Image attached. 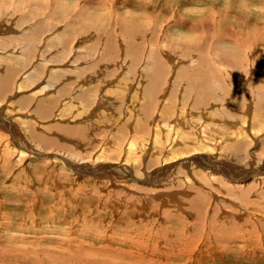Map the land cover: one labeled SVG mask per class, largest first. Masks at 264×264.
<instances>
[{"label": "rangeland", "instance_id": "374dc122", "mask_svg": "<svg viewBox=\"0 0 264 264\" xmlns=\"http://www.w3.org/2000/svg\"><path fill=\"white\" fill-rule=\"evenodd\" d=\"M38 1L39 0H0V30L3 28V31L2 30L0 31V56H1L0 57V67L4 68L7 65L10 66V65L14 64L17 66L24 65V68H25L26 64L31 65V61L33 60L34 55H38L39 58H41V60L44 61V62L40 61V62L36 63V65L39 64L40 71H39V73H37L36 71L34 72V70H32L30 73L31 78H29V77L26 78L23 76L20 79L19 76H17L19 78H16V75H15L14 78L12 76L13 79L22 80V82L26 84L25 85L26 87L27 86L31 87L35 83L34 86L36 89L37 85H39L38 84L39 82H40V85L43 83V81L38 82V80H40L41 78L42 79L45 78V80L49 84L52 83L53 80L49 77L51 75L50 73L52 71H53L52 74H54V71L57 72V70L59 68H61V69H64V72H71L73 69L70 67H73V68L79 67V68H82V70H83L82 71L83 73L81 76H79V78L81 80H85V81L84 82H77L78 79L76 78V82L78 84L80 83L81 85L85 84L86 86H88V84L85 82H88L90 80H96L97 79L96 77L98 75L96 76L95 74L100 73V71H103L102 70L103 66L109 65L108 68L110 70H115V67H114V66H116L115 63L118 62L119 64L120 63L122 64L121 67H123V69H122V70H124L123 73H126V78L128 77L127 80L130 79V81L128 80V82L130 84L131 83L135 84L136 79H133L132 72H134L135 70L137 71L139 66L143 67L144 65L146 66L145 67L146 69H148V68L150 69L152 65H151V61L148 60V58L150 57L151 53L154 51H159V55H160V58H161L163 64L166 62L164 64V67L165 66H171L174 63H175V65H177L178 63H182V62H183L182 64H184L185 66L188 67V65H190V63H191L190 59H193V58H197L198 61L200 59L199 62L195 61L196 62L195 64L199 63L202 66L203 65V64H201V63H203L202 59H204L205 64L209 65L210 62L208 63V61L211 60L212 64L210 66L213 67V69L215 71L217 70V72H220L218 79H220L222 81L221 84H223V85L221 88L222 90L220 89L221 91L220 90L216 91V96L219 98L216 101L217 103H215L216 106H218L216 113H215V111H214L215 109H214L213 110L214 113H212L210 115L203 114L204 116L202 115V118L199 117L200 119L196 118V117L193 118V120L195 119L194 121L196 122L197 126L199 127L198 131L199 132L202 131L201 135L205 136L204 138L199 139L198 140L199 142L197 141V143H195V146L198 144L201 147L199 149V152H205V153H202V154H205V156L208 153V150L211 149L212 152H214V153L220 152L221 156L223 153H226V156L229 157L230 155L233 156L229 152V149H231V144L237 138H239V140L243 142V143L241 142V148H242L241 150L242 151H244V150L250 151L252 148L255 152L256 151L255 146H256V149L258 150L256 152L258 154L264 155V154H262V151L264 153V141H262V140H264L263 139L264 138V121H263L264 120V113H263L264 109L261 110V107L257 108L256 105L253 106L255 101H256V97H254V95H252L250 93L252 91L254 94L253 90H255V89H253V88L256 85L254 80L259 81L258 79H263V84H264V52H263L264 51V38L258 39V38L253 36V35H256L257 33L258 34L259 33L264 34V23H263L264 22V0H230V1H227V0H206V1L205 0H195V1L194 0H191V1L187 0L188 2H186L185 0H55V3H53L54 5L50 3L51 2L50 0H40L39 4H38ZM199 2H200V4H199ZM49 4L51 6L52 5L53 6L51 7ZM84 4H86V5H84ZM188 4H190V5H188ZM176 5H178V6H176ZM56 7H58L59 10L57 8V10H56L57 12L55 14L52 11V8H56ZM201 7H202V10H201ZM32 8L35 9V11L32 10ZM41 8L42 9L44 8V9L41 10ZM46 9H48V10H46ZM49 9L51 12L49 11ZM101 9H103V10H101ZM29 10H30V12H29ZM20 11H21V13H20ZM22 11H24V12H22ZM128 11H129V13H128ZM97 12H98V15H100L99 17H101V20H102L101 23H99L100 21L98 18L96 20H94V18H93V16L95 17L94 13H96V16H97ZM106 12H107V14H106ZM22 13L25 14V17H23L24 15ZM45 13H46V15H44ZM176 13H177V15H176ZM2 14H4L2 17L5 19H3L1 17ZM53 14H55V15H53ZM127 14L136 15V16H134L136 19L139 17L145 26V31H147L146 35L143 34V36L145 38L142 36V34H141V36L139 35L136 38L140 42L144 41V42H142L143 48L141 49V53H140L138 59H136L137 53L135 52V50L131 49L132 52L131 51L128 52L126 49V46H124L125 45V38H124L122 32H120V28H119V25L117 23V20L121 19L123 16H126ZM162 14L166 15V16L164 17ZM48 15H50V16L53 15L52 17L49 16L51 18V20L48 17ZM104 15H105V17H107V19H106L107 21L103 20L105 18ZM106 15H108V16H106ZM150 15H151V17H150ZM38 16H39V18H37ZM84 16L87 19H85ZM200 16H203V17H200ZM78 17H80V19H78ZM153 17L155 19H153ZM158 17H160V18H158ZM56 18H57V20H56ZM151 18L153 19V21ZM179 18H180V20H179ZM197 18H198V20H197ZM29 19H30L29 22L31 24H29L30 27L27 28V29H29L28 33H26V35H25L27 37L24 38L25 36L23 35L21 37V39L19 40V43L14 44L15 39L11 36L19 34V32H20L19 28H22V26H19L20 24H17V23L23 22V25H27L29 22L26 20H29ZM186 19L189 20V22ZM48 20L50 22H48ZM86 20H88L89 22L88 21L86 22ZM243 20H245V21L243 22ZM40 21H42V22H40ZM57 21H59V22H57ZM113 21H114V23H113ZM150 21L153 25L150 23ZM33 22H34V24H35V22L43 23L40 26V28L41 27L42 28L41 29L39 28L36 30L34 28ZM46 22H48L49 24H47ZM55 22H56V24H55ZM147 22H148V24H147ZM61 23H62V25H61ZM91 23H92V25H91ZM97 23H99V24H97ZM177 23H180V24L184 23L182 25L183 26L186 25L187 27H188V25H189V27H191L192 25L194 27L197 26L198 33L201 37L200 45L198 46L196 42H192L193 44L189 43L185 38H180V37L177 38L176 36L178 33H185V34L187 33V36L192 34L191 30L189 31L185 27L182 28ZM53 24H54V26H53ZM59 24L61 25V27H64V28L67 26L66 27V29H67L66 34L69 32L67 34V38H68L67 42H65V40L63 41L62 38H60V40L59 39L57 40V35L59 34V32L62 31V30H57L60 27ZM94 25H95V28H93ZM35 26H37V25H35ZM55 26H57V28ZM201 26H204V28ZM149 27H150V29H149ZM151 27L152 28L154 27L153 29L156 28L155 31L152 30ZM163 27L164 28L167 27L166 31L162 32L161 37H155V35H157V34H154V32H157L159 30L158 28L164 29ZM99 28H101V29H99ZM208 28L210 30H208ZM87 29H88V31H87ZM192 29H193V27H192ZM171 30H173V31H171ZM174 30H176L177 32ZM80 31H81V33H80ZM203 31H204V33H203ZM90 32H91V35H90ZM107 32H109V33H107ZM110 32H111V34H110ZM150 32H151L152 36H149ZM105 33H107L108 35ZM112 33H113V36H112ZM68 35H69V37H68ZM237 35H239V36H237ZM246 35H248V36H246ZM146 36L149 38L147 39ZM5 37H7V38H5ZM250 37H252V38H250ZM161 39H163L164 41ZM6 40H8V41H6ZM155 40L158 42H160V41L161 42L154 45ZM59 41H62V43L61 42L59 43ZM115 41L118 43H115ZM145 41H147V42L152 41L154 46H152V47L149 45L147 46V42H145ZM9 43H11L12 46L8 45ZM30 43H32V44L30 45ZM35 43H37V44H35ZM63 43L65 44L64 47H63ZM213 43H215V44H213ZM253 43H256L254 48L250 46V44H253ZM160 44L162 47L160 46ZM176 44H177V46H176ZM116 45H117V48H115ZM119 45H120V47H119ZM144 45H146V48ZM214 45H216V46H214ZM218 45L220 46L219 49H218ZM222 45L223 46L228 45L227 47H229L230 53L232 52V54L234 56L233 55L228 56L225 52H223ZM7 46H9V47H7ZM166 46H167V48H166ZM240 47H242L243 50H245V48H246V50L243 51L242 48H240ZM177 48H179V49H177ZM255 48H257V49H255ZM5 49H7V50H5ZM121 49H123V50H121ZM4 50L6 51L7 55L5 54ZM15 50H16V52H15ZM207 50H208V52H207ZM8 52H9V54L11 53L10 54L11 56L8 55ZM220 52L223 53L224 55L226 54V56H228V59H227V57L221 56ZM237 52L239 53L238 56H236ZM19 53H20V56H19ZM132 53H134V54H132ZM190 54H192V55H190ZM211 54L213 56H211ZM23 55H24V57H23ZM74 55H75V57L77 55L78 56L76 57V59H74V62H73V58H75V57H73ZM16 56L18 59H16ZM38 56H36V57H38ZM123 56H124V58L122 59ZM126 56H128V57H126ZM212 57H213V59L215 58V60L211 59ZM231 57H233V59ZM125 58H126V60H125ZM127 58H128V60H127ZM134 58H135V60L133 61ZM237 58H238V60L239 59L240 60L236 61ZM46 59H48V60H46ZM56 59L58 61H56ZM230 59H232V60H230ZM1 60L4 62H2ZM21 60H24V61H21ZM38 60H40V59H38ZM83 60L85 63L83 62L84 64H82V63L79 64V62H81ZM89 60L93 61L92 64H90V63L87 64ZM94 60L96 61L95 65H94ZM167 60H169V61H167ZM255 60L257 61V63ZM212 61H214V62H212ZM53 62L58 63V64L52 65ZM225 62H227V63H225ZM40 63H41V66H43L42 70H41ZM64 64H67V65L64 66ZM213 64H215V65H213ZM228 64L230 65V68H229ZM234 64H236V65H234ZM252 64H254V65H252ZM32 65H35V64H32ZM91 65L95 66L96 68H93ZM124 65H125V67H124ZM261 65H263V66H261ZM244 66L247 68H245ZM130 68L131 69L135 68V69H132L133 70L132 71ZM240 68H241V70H240ZM219 69L222 71H219ZM237 69H239V70H237ZM43 70H45V71H43ZM126 70H129L130 73L127 74ZM150 70H153V68ZM76 71L77 70L74 69V72H76ZM114 72L116 73V71H113V73H111L110 76L114 75L113 77L118 79L117 76H119L120 74H118L116 76ZM48 73H49V76H48ZM221 74H223V75H221ZM254 74H255V76H254ZM167 75H170V73ZM220 75L222 77H220ZM112 76L110 78H112ZM252 78H253V81H252ZM145 80L149 82V80H147V79H145ZM140 81L143 83V80H140ZM140 81L138 82L139 84L137 83L138 84L137 85L138 86L137 87L138 92H139V90L142 89L140 87L141 86ZM168 81H169V79H168ZM164 82H165V78H162L160 85H158L156 87V89H157V93L155 94L156 98L161 94V93L159 94L158 91L160 88H162V86L164 85ZM249 82H251V83H249ZM13 83H15V82H13ZM117 84L118 83H116L115 86ZM123 84L124 83L122 82L121 86ZM167 85H168V83H167ZM115 86L112 84L111 89H110L111 90L110 93H113V92H115V93L110 95L111 100H110L109 107L108 108L104 107L105 106L104 103H108V101L104 100V103L102 102V104L100 105L101 108H98V110L100 109V111L97 110L96 112H94V111L91 112L90 110H91L92 104L90 106V104H86V103L83 104V102H78L77 100H75V101L71 100L72 102L71 101L67 102L66 100H64L63 103H62V101L59 100L60 104L54 103L53 104L54 106L53 105H47L46 107H47L48 111L46 113V117L42 118V119L38 117L37 121L34 124V128L32 130H34L37 133H41V134L47 136L48 138H51L53 141L49 142L46 138H44V141H47V142L46 143L42 142V141L36 142V145H35L36 148L34 150L38 151V152H42V153H44V152H52V153H50V154L47 153L48 155L47 154L42 155V153H41V155L33 154V157H32L31 153L30 154L27 153L26 154L27 156L25 155L22 158H20V156L17 154H15V156L11 155V160L9 161V165L4 172L5 176L2 175V172L0 170V257H1V253H7V254L11 255V256H8L7 258H4V259L1 257L0 258V264H19L18 257H21V256H26L30 260L32 259L33 261L30 264H98V262L103 260V259H104L103 261L109 260V258H111V257H109V253H110V256H112V255L115 256V255L121 254L122 252H123V255L128 254V255H132V256H135V255L138 256L137 250H134V252L131 251V248L132 249L136 248V246H135L136 244H134V246H132L133 245L132 242H128L129 245L126 246V244H125V246H124V245H122V243H118V239L120 240L121 237L124 238V237L128 236L129 232H131V227H133V226L138 227L141 230L142 238L139 237V239H141V243L144 244L143 249H148V246H147V244H149V243H147L148 239L150 240L153 237L152 242L155 243V241L157 239L155 230L159 229L160 233L158 231H156L160 235V239H159L160 241H158V244L160 245L159 246L160 247V253L159 252L157 253V257L161 261V263H159V264H264V214L261 212L262 202H264V198L262 197L264 194V189H263L264 188V182H263L264 177L262 178L263 181L262 180L260 181L258 179H254V181L249 180L250 182L248 181L247 186L243 185L244 186L243 188L249 189V193H246L247 194L246 200H244L243 203H239L235 199H233L232 195H230L229 197H224V195H226L225 190L222 189L221 187H217L216 182L214 180H212L211 189H208L206 187L201 188L199 185H197L198 184L197 176H199V177L201 176V177H205V178L209 179L210 178L209 176H211L212 173H208V174L204 173L203 164H202L203 162L199 161L198 158H196L198 156V155H196V153H193L194 156L192 154L190 156L188 155V157L187 156L184 157L183 160H182V158H180L181 160L177 159V161H181V164H178L179 162H176L175 164L177 166L174 167L175 170L171 171L172 174L174 175L175 171L180 170L181 171L180 175H183V177L184 176L190 177L189 181L185 182L184 178L181 181L182 183L181 182L176 183V181L175 182L166 181L169 178H171V176H173L170 172L169 173L170 176L168 175L169 176L168 178L166 177V179L161 180V181H153L151 183V185H147L153 189V190H149L148 191L149 193H147V190H144V191L141 190L143 188H141V189L138 188L137 184L135 185V189H134L136 177L137 178L141 177L145 180H148V179L151 180L150 177L148 179H146L147 177L145 175H147V174H145V172L149 170L148 171L149 173H153L155 170L159 169V167H157V168H154L152 166H150V168L145 167V169H143L141 172L139 171L138 174H136L135 171L130 172V173H126L127 170H125L120 164H118V166L112 168V164H117V161L119 163L121 161L123 162V160H122L123 155L119 152L120 143L118 145L115 142H113V143H115L114 145L112 143L111 145L105 146L107 149L102 150V152L99 153V151H101V150L99 149L100 143H98V140L100 138H102L101 136H105V138L106 139L108 138L110 141L112 136H113L111 133H113V132L118 133V137H121V132L123 130H126V127L128 125H129V128H131L132 125L134 124L133 123L134 120L135 119L139 120L142 116H144L146 118L145 119L146 121L148 120L149 124H150V121L154 117H158V118H160V120L162 122H166V120L162 119L163 117L161 116V114H158V113H160V109H161L160 107L162 106V104L165 103L166 99H165V101H163L161 99V102H159L160 104L158 107H155L154 106L155 103L153 102L149 106L151 109L149 108L147 113H143V111H141V109H140L144 103V101L142 99H140L139 97L136 98V96L131 98V99H128L127 96L129 95V93H127L126 97L125 96H117V93H116L117 91L122 92L121 90H123V91H127V90H124L123 87H121V86H118L117 88ZM243 86H244V88H243ZM142 87H143V85H142ZM225 88L228 90L231 89L229 91L232 93H230ZM263 88H264V86H263ZM15 89L16 88H14V86H12V88H10L9 91L5 92L7 96H13L14 97V98H12V101L17 99L18 96L16 94L20 93V92L19 93L15 92L14 94H11ZM170 89H171V86H170ZM171 90H168L167 94L166 93L164 95L162 94L161 97L167 98L168 94H170ZM26 91L32 92V90H26ZM176 91H177V93L178 92L179 93L177 94L175 92V100L176 101H175V104L173 105L174 108L171 107V109H179L181 112V109L185 108V107H181V105L179 106L178 99H179V97L185 96L184 88L182 86H179V89L177 87ZM47 92H50V90H48ZM124 93L126 95V92H124ZM114 94H115V99L113 98ZM38 95L41 97L36 95V96H33V98H30L32 100V102L29 103V108H31L34 105L33 103H36V101H39L37 99H42L43 97H44V99H46V98H51V96H53V94H51V96H50L49 93L47 95H45V94L41 95L38 93ZM67 95L68 94H65L64 96H67ZM1 96H3V95H0V100L3 101V102L0 101V112H1V114L3 116H5V114L11 115L14 112V111H11L10 108H8V106H9L8 103L11 100L9 101L8 100L9 98L5 95H4V98L3 97L1 98ZM64 96H62V97H64ZM231 96H233V97L231 98ZM238 96L240 97V100H241L240 103L235 102L237 100ZM253 97L255 98V101H254ZM156 98H155V100L157 101ZM61 100H63V99H61ZM180 100H181V98H180ZM112 101L114 102L115 105L112 103ZM73 102H74V104H73ZM92 102L93 101L90 100V103H92ZM249 102H251V103H249ZM125 103H126V105H124ZM139 103H141V106L139 105ZM184 103H187V102L185 101ZM244 103H245V105H244ZM21 104H22V107L24 108L25 106H23V102ZM215 104H210V105H208V107L212 108V106H215ZM221 104H223V105H221ZM229 104H230V110H228L227 114H225V112L223 110L225 108L227 109V106H229ZM71 105H73V106H71ZM84 105H86V106H84ZM119 106L121 107V109L119 108ZM138 106H140V107H138ZM219 106H220V109L222 110L221 111L222 114L219 111ZM110 107H112L114 110L113 115H110V112H111V111H109ZM125 107H127L128 110ZM27 108L22 109V110H26V111L17 110L16 114L22 113L21 115H23V114L26 115L27 111L29 110ZM122 108H124V109L122 110ZM157 108L159 110H157ZM254 108L255 109L257 108V110H256L257 113L255 112L257 114V116H254V111H255ZM163 109H165V108H163ZM120 110H121V114L118 113V112H120ZM56 111H58V112H56ZM124 111H125L126 115L124 114ZM8 112H10V114H8ZM259 112H261V113H259ZM93 113H94V115H93ZM186 113L188 116L189 115L188 112H186ZM124 115L125 116L128 115L127 116L128 119H125ZM136 115H137V117H136ZM193 115H195V114H193V113L190 114V116H193ZM81 116L82 117L84 116L85 118L83 117L80 120V122H76V118H79ZM177 116L182 117V112L180 114L179 113L174 114L173 117H177ZM217 116H219V119H217ZM245 116H247V117H245ZM89 118L92 119V121H94L92 126H90L91 124L89 123V121H87V119H89ZM18 119H20V118H18ZM63 119L72 120V121L68 122V121H65ZM224 119L232 120V121H229V122H231L230 124L227 123V121H225L223 123ZM39 120H40V123H39ZM57 120H60V121L58 122ZM126 120H127V122L123 123V121H126ZM33 121H35V120H33ZM59 123H62L61 124L62 127L64 125H71V127H73V129H77V126H81V125L83 127H87V129H89V132H88L89 136H91L92 139L94 140V144L91 142L90 144H87L84 146H77L76 143L69 142L65 138L63 139V136L61 134H59L57 129L54 128L55 126L53 127V124H59ZM128 123H131V124H128ZM154 123H156V120H153V124ZM242 123H244V124H242ZM123 124H126V125H123ZM102 125L105 128H103ZM186 125H187V119L184 120V126L187 127ZM219 125H221V126H219ZM222 125L223 126L226 125V126L222 127ZM231 125H233V126H231ZM121 126H123V127H121ZM42 127H44V128H42ZM108 127H110V128H108ZM113 129L115 131H113ZM190 131H193V129L191 128ZM13 132L14 131H12V130H11V133L9 132L11 134V136H13ZM226 132L228 135H226ZM243 132L245 134H243ZM251 132L254 133L255 135L252 134ZM219 133H221V134H219ZM224 133H225V135H224ZM230 133H231V138L232 137L234 138V140H232L233 142L229 141L228 138H226L228 136L230 137ZM218 134L221 136H219ZM238 134H239V137H238ZM215 135L218 137H216ZM223 135H224V139H223ZM16 136L17 137L19 136L21 138V136L18 135V133L16 134ZM16 136H14V137H16ZM145 136L147 137L148 134H146ZM145 136L141 138L142 141L145 139ZM2 138L3 137H1V135H0V139H1L0 145L1 146H3ZM137 140L139 141V138ZM169 141H171V139H169ZM172 141H173V138H172ZM206 141L209 142V144ZM245 142H246V144H245ZM124 143L121 144L122 147H124ZM148 143H150V140L148 141ZM174 143H176V142H174ZM203 143H205V145H202ZM220 144H221V146H220ZM179 145L180 144H177V146H179ZM44 146L46 149L44 148ZM50 146H51V148H49ZM61 146L64 148H62ZM109 146H111L112 150L111 149L108 150ZM147 146H148V144H146L145 148ZM190 147L191 146H188V148H190ZM217 147H219V149ZM245 147L247 150L245 149ZM69 149H71L72 151L71 150L69 151ZM77 149H79V150H77ZM44 150H46V151H44ZM139 151H141L140 148H139ZM209 152H211V151H209ZM56 153H60L62 155V156H60L61 158L59 156H58L59 157L58 158L55 155ZM78 153H80V154H78ZM103 153H105L104 154L105 156L110 157L108 161L103 160L104 159L103 157H105L104 155L101 156ZM139 153L140 152H138V154L136 153L137 157L142 156V158H144V157L147 158L146 154H144L145 155L144 156V155H141ZM73 154H75V155H73ZM63 155L65 156V158L63 157ZM243 155H244V152H243ZM16 156H18V157H16ZM93 158H95L96 160ZM189 159L192 162V164L189 161ZM260 159H261V157L259 158V160ZM59 160H60V162H59ZM81 160H85V163H83L85 165L83 167H79L75 164ZM101 160H103V161H101ZM111 160H114L116 163H113V161H111ZM108 162H110V164ZM244 162H246V160ZM65 163H68L70 165L74 163V165H76V167H75L76 170H73V168L72 169L69 168L68 166H66ZM183 163H185V164H183ZM110 165H111V168H110ZM0 166H1V164H0ZM71 166L74 167L73 165H71ZM190 166H191V168H190ZM87 167H88V169H87ZM140 167H141V165H140ZM4 168L5 167H3V169ZM146 168L148 170H146ZM153 168H154V170H153ZM195 170H198L201 173H203V176L202 175H194ZM78 171H79V173H78ZM188 172L192 173V176H189ZM77 173H78V175H77ZM161 173L155 174V178L159 177L161 175ZM18 174H19V176H18ZM240 174H241V172H240ZM31 175H33V176H31ZM15 176L17 178H19L21 176L19 178L20 180H18L17 178H13ZM114 178H116V179H114ZM120 178L122 181L120 180ZM153 178H154V176H153ZM205 178H203V179H205ZM102 179H103V181H102ZM24 180L26 181L25 183H24ZM104 180H105V182H104ZM199 180H202V178ZM17 181L21 182V184L18 187V189L16 190L15 188H16L17 183H18ZM115 181L118 183V185L116 184ZM82 184L83 185L86 184V185L83 186ZM99 184L101 186H99ZM67 185L69 187H67ZM77 185H79L81 187V189ZM124 185H125V187H123ZM175 185L177 187H179V189H176L177 187ZM63 187H65V188H63ZM76 188H77V190H76ZM217 188H219L221 191H223V192L220 191L222 194H220L218 192ZM46 189L48 191H46ZM86 189L90 192H86L87 191ZM127 189H129L130 193H128L129 191ZM181 189L182 190L187 189L189 193L186 195L182 194ZM157 191H158V193H157ZM197 191H199L201 193L202 199L198 202H201L202 208H200L199 211L196 209L195 210L202 213V214L196 212L194 209L191 210V208H189L188 204H184L185 202L186 203L188 202L189 198L192 195L195 194L192 192H197ZM250 191L252 193H250ZM77 192H78V194H77ZM122 192H123V194L124 193L125 194L123 195ZM132 192H133V194H132ZM80 193H81V196H80ZM97 193H99V194H97ZM174 193L179 194V198L177 200H175L173 198H171V199L170 198H164L162 196V194H167L168 196H172V195H174ZM58 194H60V195H58ZM45 195L48 197H46ZM77 195L80 196V200H78L77 203L75 204V199L79 198ZM92 195L94 198L92 197ZM109 195H110V197H109ZM128 195H129V198H128ZM54 196H56V197H54ZM75 196H76V198H75ZM71 197H73L72 201H70V199H69ZM114 197H115V200L112 201V198H114ZM159 197H160V199H159ZM98 198H101V199H98ZM125 198H127L128 200ZM155 198H156V200H155ZM250 199L254 200L252 204H251V202L249 203ZM108 201L110 202V204H108L109 203ZM114 201L117 203V205ZM174 201H176V202H174ZM181 201H182V203H181ZM156 202H157V204H156ZM245 202L248 204L246 205ZM178 203H179V205H178ZM205 203H207V204H205ZM80 204H81V207H80ZM129 204H130V206H129ZM133 205H135V207ZM123 206H126V207H123ZM165 208L167 211L164 210ZM129 209L131 210V212L132 211H134V212L131 213ZM135 209H137V210H135ZM140 209H141V211H140ZM201 209H203V210H201ZM248 210L250 211V213ZM263 210H264V208H263ZM118 211H119V213H118ZM123 211H124V213L125 212L126 213L124 214ZM165 212L171 213L172 216L170 214H165ZM79 213H80V215H79ZM102 213H103V215H102ZM130 214H133V215H130ZM139 214H140V216H139ZM117 215L121 216L120 217L121 219L119 218V220H118V217H115ZM167 215H170L169 216L170 218ZM80 216H81V218H80ZM100 216H101V218H100ZM85 217H86V219H84ZM88 217H89V219H88ZM236 217H238V218H236ZM99 218H100V220H99ZM102 218H103V220H102ZM150 218L151 219L153 218V220H151ZM155 219L157 220V222ZM165 219H167V220L169 219V220L167 221ZM77 220H78V222H77ZM136 220H137L138 224L136 223ZM160 220H161V222H160ZM165 221L170 222V223H167ZM80 222H81V224H80ZM118 222H120V223H118ZM143 223L146 225L142 226V225H144ZM124 224H126V225L124 226ZM134 224L137 226H135ZM201 225H203V226H201ZM113 226L118 227V228H115ZM152 226H153V231H152V235H151V233L149 231H150ZM186 226H187V228H186ZM171 228L172 229L174 228L175 234L178 231H181L185 236H189V234H191L189 237V242H187L190 245L183 246L179 252H175L174 254H173V252L175 251L176 246H171V245L168 246L164 237H161V235L164 232H166L165 234L173 235V230H170ZM218 229L222 230V231L218 232L219 233L218 237H216L215 234H211V236L209 235L211 233V230L216 232V231H218ZM85 230H86V232H85ZM127 230H128V232H127ZM223 232H226L228 234L227 237L225 235L226 233H223ZM120 234H122V235H120ZM45 235H46V237H45ZM149 235H151V236L149 237ZM16 238H18V239H16ZM46 238H48V239H46ZM145 238L147 241L145 240ZM217 238L221 239V240L218 241ZM8 239H10V240H8ZM178 239L182 240V238H180V237ZM7 241H9V242H7ZM18 241H20V242H18ZM22 241H23V243H22ZM77 241L79 243H77ZM20 243H22V244L20 245ZM130 246H132V247H130ZM127 248H129L130 250ZM57 249L59 250V254L55 253V251ZM121 249L123 251H121ZM163 250L165 252H163ZM25 251H26V253H25ZM36 251H37V253H36ZM107 251H108V253H107ZM118 252H121V253H118ZM41 257H42V259H41ZM148 257H150V256L148 255ZM127 258H130V257H127ZM8 259H10L12 261L8 262Z\"/></svg>", "mask_w": 264, "mask_h": 264}, {"label": "bare ground", "instance_id": "6f19581e", "mask_svg": "<svg viewBox=\"0 0 264 264\" xmlns=\"http://www.w3.org/2000/svg\"><path fill=\"white\" fill-rule=\"evenodd\" d=\"M40 1V0H39ZM38 1V4L40 3ZM51 2V4H53V3H55V0H50ZM186 2H188L187 0H185ZM191 1V0H190ZM195 1V0H194ZM193 1V2H194ZM206 1V0H205ZM227 1H230V0H227ZM33 2V1H32ZM64 2V1H63ZM82 2V1H81ZM91 2V1H90ZM116 2V1H115ZM4 3V2H3ZM8 3V2H7ZM10 3V2H9ZM37 3V2H36ZM35 3V4H36ZM42 3V2H41ZM57 3V2H56ZM84 3V2H83ZM87 3V2H86ZM204 3V2H203ZM26 4V3H25ZM123 4V3H122ZM126 4V3H125ZM199 4H200V2H199ZM13 5V4H12ZM11 5V6H12ZM23 5V4H22ZM50 5V4H49ZM54 5V4H53ZM52 5V6H53ZM61 5V4H60ZM84 5H86V4H84ZM188 5H190V4H188ZM31 6V5H30ZM51 6V5H50ZM51 6V7H52ZM100 6V5H99ZM123 6V5H122ZM125 6V5H124ZM139 6V5H138ZM176 6H178V5H176ZM183 6V5H182ZM186 6V5H185ZM25 7V6H24ZM48 7V6H47ZM203 7V6H202ZM202 7H201V10H202ZM9 8V7H8ZM49 8V7H48ZM57 8L58 7H56V8H52V11L56 14V10H57ZM89 8V7H88ZM231 8V7H230ZM10 9V8H9ZM23 9V8H22ZM44 9V8H43ZM42 8H41V10H43ZM51 9V8H50ZM50 9H49V11H50ZM125 9V8H124ZM167 9V8H166ZM207 9V8H206ZM232 9V8H231ZM236 9V8H235ZM239 9V8H238ZM7 10V9H6ZM21 10V9H20ZM32 10H34L35 11V9H33L32 8ZM46 10H48V9H46ZM58 10H59V8H58ZM101 10H103V9H101ZM126 10V9H125ZM124 10V11H125ZM165 10V9H164ZM193 10V9H192ZM205 10V9H204ZM203 10V11H204ZM237 10V9H236ZM240 10V9H239ZM242 10V9H241ZM168 11V10H167ZM175 11V10H174ZM212 11V10H211ZM22 12H24V11H22ZM29 12H30V10H29ZM51 12V11H50ZM52 12V13H53ZM62 12V11H61ZM84 12V11H83ZM163 12V11H162ZM170 12V11H169ZM184 12V11H183ZM192 12V11H191ZM208 12V11H207ZM11 13V12H10ZM20 13H21V11H20ZM33 13V12H32ZM51 13V14H52ZM86 13V12H85ZM84 13V14H85ZM113 13V12H112ZM115 13V12H114ZM128 13H129V11H128ZM138 13V12H137ZM161 13V12H160ZM185 13V12H184ZM23 14V13H22ZM28 14V13H27ZM26 14V15H27ZM31 14V13H30ZM49 14V13H48ZM55 14H53V15H55ZM81 14V13H80ZM95 14V17L93 16V18H94V20H96L97 18L99 19V23H101V17H99L100 15H98V12H97V16H96V13H94ZM106 14H107V12H106ZM145 14V13H144ZM201 14V13H200ZM204 14V13H203ZM4 14H2L1 15V17L3 16ZM24 16L23 17H25V14H23ZM33 15V14H32ZM44 15H46V13L44 14ZM52 15V16H53ZM112 15V14H111ZM146 15V14H145ZM149 15V14H148ZM163 15V14H162ZM171 15V14H170ZM173 15V14H172ZM176 15H177V13H176ZM179 15V14H178ZM186 15V14H185ZM194 15V14H193ZM198 15V14H197ZM8 16V15H7ZM30 16V15H29ZM41 16V15H40ZM50 15H48V17H49ZM52 16H50V17H52ZM106 16H108V15H106ZM134 16H136V15H130V14H127L126 16H123L121 19H119V20H117V23H118V25H119V28H120V32H122V34H123V36H124V38H125V45L124 46H126V49H127V51L128 52H130L131 51V49H133V50H135V52L137 53V56H136V59H138V57H139V55H140V53H141V49L143 48L142 47V42H144V41H142V42H140V41H138L136 38L140 35L141 36V34H142V36H143V34L144 35H146L147 34V31H145V26H144V24L142 23V20L138 17L137 19L134 17ZM164 17L166 16V15H163ZM162 16V17H163ZM207 16V15H206ZM213 16V15H212ZM243 16V15H242ZM5 17V16H4ZM45 17V16H44ZM49 17V18H50ZM104 17H105V15H104ZM112 17V16H111ZM148 17V16H147ZM150 17H151V15H150ZM172 17V16H171ZM182 17V16H181ZM198 17V16H197ZM200 17H203V16H200ZM3 18V17H2ZM37 18H39V16L37 17ZM48 18V19H49ZM84 18H85V16H84ZM109 18V17H108ZM113 18V17H112ZM149 18V17H148ZM158 18H160V17H158ZM196 18V17H195ZM194 18V19H195ZM199 18V17H198ZM198 18H197V20H198ZM207 18V17H206ZM3 19H5V18H3ZM21 19V18H20ZM19 19V20H20ZM44 19V18H43ZM53 19V18H52ZM59 19V18H58ZM78 19H80V17H78ZM85 19H87V18H85ZM107 19V17H105L103 20H106ZM152 19V18H151ZM153 19H155L154 17H153ZM153 19H152V21H153ZM45 20V19H44ZM50 20H51V18H50ZM56 20H57V18H56ZM60 20V19H59ZM65 20V19H64ZM170 20V19H169ZM178 20V19H177ZM179 20H180V18H179ZM183 20V19H182ZM187 20V19H186ZM214 20V19H213ZM16 21V20H15ZM21 21V20H20ZM26 21H30V19L29 20H26ZM34 21V20H33ZM39 21V20H38ZM43 21V20H42ZM42 21H40V22H42ZM88 20H86V22H87ZM107 21V20H106ZM159 21V20H158ZM188 22H189V20H187ZM196 21V20H195ZM200 21V20H199ZM203 21V20H202ZM208 21V20H207ZM245 20H243V22H244ZM45 22V21H44ZM48 22H50L49 20H48ZM48 22H46L47 24H49ZM57 22H59V21H57ZM63 22V21H62ZM89 22V21H88ZM93 22V21H92ZM110 22V21H109ZM170 22V21H169ZM183 22V21H182ZM248 22V21H247ZM22 23V24H21ZM54 23V22H53ZM99 23H97V24H99ZM107 23V22H106ZM113 23H114V21H113ZM150 23H151V21H150ZM211 23V22H210ZM230 23V22H229ZM264 23V22H263ZM262 23V24H263ZM17 24H20L19 26H22V28H19L20 30V32H19V34H17V35H12L11 37H13L14 39H15V43L14 44H17V43H19V40L21 39V37L24 35H26V33H28V30L29 29H27V28H29L30 26H29V24H31L30 22L27 24V25H23V22H18ZM33 24H34V22H33ZM43 23H39V22H35V24H34V28L37 30V29H39L40 28V26L42 25ZM55 24H56V22H55ZM147 24H148V22H147ZM152 24V23H151ZM178 25H180V27H185L187 30H191V32H192V34L191 35H189V36H187V33L185 34V33H178L177 34V38L178 37H180V38H185L189 43H192V42H196L197 43V45L199 46L200 45V43H201V37H200V35H199V33H198V30H197V26L196 27H194L193 25L191 26V27H189V25H188V27L185 25V26H183L182 24H184V23H182V24H180V23H177ZM215 24V23H214ZM232 24V23H231ZM241 24V23H240ZM4 25V24H3ZM13 25V24H12ZM35 25H37V26H35ZM60 25V24H59ZM61 25H62V23H61ZM61 25H60V27L57 29V30H62L61 32H59V34L57 35V40L59 39L60 40V38H62V40L64 41L65 40V42H67V34L69 33H67L66 34V27L64 28V27H61ZM87 25V24H86ZM90 25V24H89ZM88 25V26H89ZM91 25H92V23H91ZM153 25V24H152ZM233 25V24H232ZM252 25V24H251ZM260 25V24H259ZM18 26V25H17ZM47 26V25H46ZM53 26H54V24H53ZM156 26V25H155ZM221 26V25H220ZM2 27V26H1ZM15 27V26H14ZM56 28H57V26H55ZM113 27V26H112ZM172 27V26H171ZM192 27H193V29H192ZM201 27H203L204 28V26H201ZM42 28V27H41ZM40 28V29H41ZM44 28V27H43ZM93 28H95V25L93 26ZM152 28V27H151ZM154 28V27H153ZM152 28V30H154L155 31V29H153ZM164 28V27H163ZM177 28V27H176ZM254 28V27H253ZM99 29H101V28H99ZM149 29H150V27H149ZM159 30L157 31V32H154V34H157V35H155V37H161V35H162V32L163 31H166V29H167V27H165L164 29H162V28H158ZM162 29V30H161ZM2 31H3V28L1 29ZM0 30V31H1ZM18 30V29H17ZM34 30V29H33ZM178 30V29H177ZM186 30V31H187ZM208 30H210L209 28H208ZM254 30V29H253ZM259 30V29H258ZM84 31V30H83ZM87 31H88V29H87ZM112 31V30H111ZM171 31H173V30H171ZM174 31H176V30H174ZM185 31V30H184ZM194 31V32H193ZM201 31V30H200ZM205 31V30H204ZM204 31H203V33H204ZM218 31V30H217ZM15 32V31H14ZM73 32V31H72ZM177 32V31H176ZM183 32V31H182ZM213 32V31H212ZM243 32V31H242ZM80 33H81V31H80ZM79 33V34H80ZM87 33V32H86ZM107 33H109V32H107ZM107 33H105V34H107ZM165 33V32H164ZM56 34V33H55ZM110 34H111V32H110ZM153 34V35H154ZM90 35H91V32H90ZM108 35V34H107ZM165 35V34H164ZM171 35V34H170ZM169 35V36H170ZM112 36H113V33H112ZM149 36H152L151 35V32L149 33ZM229 36V35H228ZM237 36H239V35H237ZM246 36H248V35H246ZM254 37H256V38H258V39H263L264 38V34L263 33H257L256 35H253ZM4 37V36H3ZM27 36H25L24 38H26ZM68 37H69V35H68ZM122 37V36H121ZM144 37V36H143ZM147 37V36H146ZM205 37V36H204ZM203 37V38H204ZM209 37V36H208ZM5 38H7V37H5ZM4 38V39H5ZM23 38V39H24ZM75 38V37H74ZM111 38V37H110ZM145 38V37H144ZM149 37H147V39H148ZM175 38V37H174ZM250 38H252V37H250ZM2 39V38H1ZM11 39V38H10ZM9 39V40H10ZM29 39V38H28ZM37 39V38H36ZM102 39V38H101ZM115 39V38H114ZM123 39V38H122ZM225 39V38H224ZM241 39V38H240ZM150 40V39H149ZM153 40V39H152ZM161 40H163V39H161ZM179 40V39H178ZM205 40V39H204ZM6 41H8V40H6ZM108 41V40H107ZM164 41V40H163ZM182 41V40H181ZM212 41V40H211ZM217 41V40H216ZM249 41V40H248ZM5 42V41H4ZM32 42V41H31ZM62 43V41H59V43ZM79 42V41H78ZM90 42V41H89ZM122 42V41H121ZM145 42H147V41H145ZM161 42V41H160ZM160 42H158V41H156L155 40V43H154V45H156L157 43H160ZM187 42V43H188ZM203 42V41H202ZM209 42V41H208ZM221 42V41H220ZM225 42V41H224ZM230 42V41H229ZM255 42V41H254ZM6 43V42H5ZM39 43V42H38ZM56 43V42H55ZM96 43V42H95ZM109 43V42H108ZM115 43H118V42H116L115 41ZM165 43V42H164ZM32 43H30V45H31ZM35 44H37V43H35ZM101 44V43H100ZM121 44V43H120ZM145 44V43H144ZM185 44V43H184ZM193 44V43H192ZM213 44H215V43H213ZM224 44V43H223ZM226 44V43H225ZM255 44L256 43H253V44H250V46L251 47H255ZM3 45V44H2ZM7 45V44H6ZM8 45H10V46H12V44L11 43H9ZM154 46L153 45V42L151 41V42H147V46ZM180 45V44H179ZM191 45V44H190ZM235 45V44H234ZM233 45V46H234ZM5 46V45H4ZM21 46V45H20ZM40 46V45H39ZM38 46V47H39ZM65 46V44L63 43V47ZM145 46V48H146V45H144ZM160 46H161V44H160ZM165 46V45H164ZM175 46V45H174ZM176 46H177V44H176ZM214 46H216V45H214ZM228 46V45H227ZM227 46H223L222 45V49H223V52H225L228 56H232L233 54H232V52L230 53V49H229V47H227ZM246 46V45H245ZM7 47H9V46H7ZM30 47V46H29ZM28 47V48H29ZM84 47V46H83ZM109 47V46H108ZM119 47H120V45H119ZM162 47V46H161ZM202 47V46H201ZM207 47V46H206ZM219 45H218V49H219ZM232 47V46H231ZM235 47V46H234ZM247 47V46H246ZM4 48V47H3ZM44 48V47H43ZM85 48V47H84ZM115 48H117V45H116V47ZM149 48V47H148ZM166 48H167V46H166ZM185 48V47H184ZM188 48V47H187ZM199 48V47H198ZM237 48V47H236ZM240 48H242V47H240ZM248 48V47H247ZM26 49V48H25ZM64 49V48H63ZM62 49V50H63ZM112 49V48H111ZM154 49V48H153ZM164 49V48H163ZM177 49H179V48H177ZM232 49V48H231ZM235 49V48H234ZM255 49H257V48H255ZM5 50H7V49H5ZM4 50V51H5ZM11 50V49H10ZM29 50V49H28ZM44 50V49H43ZM71 50V49H70ZM121 50H123V49H121ZM125 50V49H124ZM165 50V49H164ZM184 50V49H183ZM214 50V49H213ZM242 50H243V48H242ZM245 50H246V48H245ZM245 50H243V51H245ZM25 51V50H24ZM78 51V50H77ZM120 51V50H119ZM189 51V50H188ZM187 51V52H188ZM206 51V50H205ZM215 51V50H214ZM15 52H16V50H15ZM29 52V51H28ZM95 52V51H94ZM132 52V51H131ZM207 52H208V50H207ZM218 52V51H217ZM259 52V51H258ZM264 52V51H263ZM77 53V52H76ZM103 53V52H102ZM165 53V52H164ZM169 53V52H168ZM219 53V52H218ZM255 53V52H254ZM5 54H6V51H5ZM11 54V53H10ZM9 54V52H8V55L9 56H11ZM47 54V53H46ZM116 54V53H115ZM132 54H134V53H132ZM204 54V53H203ZM209 54V53H208ZM220 54H221V56H223V57H227V59H228V56H226V54L224 55L223 53H221L220 52ZM244 54V53H243ZM253 54V53H252ZM258 54V53H257ZM256 54V55H257ZM7 55V54H6ZM29 55V54H28ZM45 55V54H44ZM190 55H192V54H190ZM206 55V54H205ZM239 55V53L237 52V54H236V56H238ZM245 55V54H244ZM250 55V54H249ZM19 56H20V53H19ZM36 56H38V55H34V57H33V60L31 61V65L32 64H35L36 65V63L37 62H40V61H42L41 60V58H39V56L38 57H36ZM59 56V55H58ZM78 56V55H77ZM76 56V57H77ZM164 56V55H163ZM171 56V55H170ZM195 56V55H194ZM211 56H213L212 54H211ZM234 56V55H233ZM246 56V55H245ZM1 57V56H0ZM23 57H24V55H23ZM22 57V58H23ZM26 57V56H25ZM44 57V56H43ZM73 57H75V55L73 56ZM76 57L75 58H73V62H74V59H76ZM115 57V56H114ZM126 57H128V56H126ZM131 57V56H130ZM134 57V56H133ZM253 57V56H252ZM21 58V59H22ZM54 58V57H53ZM108 58V57H107ZM119 58V57H118ZM124 58V56L122 57V59ZM143 58V57H142ZM148 58V57H147ZM163 58V57H162ZM177 58V57H176ZM232 59H233V57H231ZM235 58V57H234ZM16 59H18L17 58V56H16ZM24 59V58H23ZM38 59H40V60H38ZM45 59V58H44ZM52 59V58H51ZM180 59V58H179ZM211 59H213V57L211 58ZM219 59V58H218ZM232 59H230V60H232ZM25 60V59H24ZM24 60H21V61H24ZM46 60H48V59H46ZM72 60V59H71ZM117 60V59H116ZM125 60H126V58H125ZM127 60H128V58H127ZM135 60V58L133 59V61ZM148 60H150L151 61V68L150 69H152L153 68V70H150L149 68L148 69H146L145 67V65L143 66V67H140L139 66V68L137 69V71L135 72H132V77H133V79H136L135 80V84L134 83H129L128 82V80L130 81V79H128L127 80V78H126V73H123V71L124 70H122L123 69V67H121L122 66V64L120 65L118 62L117 63H115V65L117 66H114L115 67V70H110L108 67H109V65H107V66H103L102 68V70L103 71H100V73H97V74H95L97 77V79L96 80H90V81H88V82H85V83H87L88 84V86H86L85 84H78L77 82H84L85 80H81L80 78H79V76H81L82 75V68H79V67H70V68H72L73 70L71 71V72H64V69H61V68H59L58 70H57V72H55L54 71V74H52L53 73V71L50 73L51 75L49 76V73H48V76L53 80L52 81V83L51 84H49L46 80H45V78L44 79H40V80H38V82L39 81H43V83L40 85V82L38 83L39 85H37V88L35 89V86H34V84L31 86V87H29V86H25L26 84L25 83H23L22 82V80H15V79H13L14 78V76L16 75V78H19L20 77V79L24 76V77H26V78H31L30 76H31V71L32 70H34V72L36 71L37 73H39V71H40V67H39V64L38 65H29V64H26V66H25V68H24V65H20V66H17V65H7V66H5L4 68L3 67H0V95H3V96H1V98L3 97L4 98V95L5 96H7L6 95V91H9L10 90V88H12V86H14V88H16L11 94H14L15 92H20L19 94H16L17 96H18V98L17 99H15V100H13L12 101V98H14L13 96H7L9 99V106H8V108H10V110L11 111H14L11 115H7V114H5V116H3L2 114H1V112H0V135H1V137H3L2 138V141H3V146H1L0 145V164H1V166H0V170H1V172H2V175H4L5 176V170H6V168L8 167V165H9V161L11 160V155H14L15 156V154H17V155H19L20 156V158H22L23 156H25L27 153H31L32 154V157H33V154H37V155H41V153L42 152H38V151H35L34 149L36 148V142H39V141H42V142H47V141H44V138H46L49 142H52L53 140L51 139V138H48L47 136H45V135H43V134H41V133H37V132H35L34 130H32L33 128H34V124H35V122L37 121V119H38V117L39 118H45L46 117V113H47V105H53L54 103H56V104H60V101H62V103H63V101L64 100H66L67 102L68 101H71V100H77L78 102H83V104L84 103H86V104H90V106H91V104H92V106H91V112L92 111H94V112H96L97 110H98V108H101V104H102V102L104 103V100H106V101H108V103H104L105 104V106L104 107H109V104H110V95L111 94H113V93H115V92H113V93H110L111 92V86H112V84L115 86V84L116 83H118L115 87L117 88L118 86H121V84H122V82L124 83L121 87H123V89L124 90H127V91H123V90H121L122 92H119V91H117L116 93H117V96H127V93H129V95L127 96V98L128 99H131V98H133V97H135L136 96V98L137 97H139L140 99H142L143 101H144V103H143V106L140 108L141 109V111H143V113H147V111L149 110V106L154 102L155 103V107H158L159 106V102H161V99L163 100V101H165V99H166V101H165V103L164 104H162V106L160 107L161 109H160V113H158V114H161V116L163 117L162 119H164V120H166V122H162L161 120H160V118H158V117H154L151 121H150V124H149V122H148V120L146 121L145 119V117L144 116H142L139 120H134V124L132 125V127L131 128H129V125L126 127V130H123L122 132H121V137H118V133H116V132H113V133H111L113 136H112V138H111V140L109 141V139L107 138H105V136H101L102 138H100L99 140H98V143H100V145H99V149L101 150V151H99V153L100 152H102V150H106L107 148L105 147V146H107V145H111L113 142H115L116 144H118L119 145V143H120V148H119V152L123 155V162L121 161L120 163L117 161V164H112V168H114V167H116V166H118V164H120L125 170H127V172L126 173H130V172H133V171H135L136 172V174H138L139 173V171L141 172L143 169H145V167H149L150 168V166H152V167H154V168H157V167H159V169H157V170H155L153 173H149L148 171V169L146 168V170H148V171H146L145 172V174H147V175H145L147 178L146 179H148L149 177L151 178V180L150 179H148V180H145V179H143V178H141V177H136V179H135V184H134V189H135V185L137 184V187L138 188H143V189H141V190H147V193H149L148 191L149 190H153L151 187H149V186H147V185H151V183L153 182V181H161V180H164V179H166V177L168 178L170 175H169V173L173 170H175L174 169V167L175 166H177L175 163L176 162H179L178 164H181V161H177V159H180V158H182V160H183V158L184 157H188V155L190 156V155H192L193 153H196V155H198L196 158H198V160L199 161H202L203 163V169H204V173L205 174H208V173H212V175L211 176H209L210 178L208 179V178H205V177H199V176H197V179H198V184L197 185H199L201 188L202 187H206V188H208V189H211V184H212V180H214L215 182H216V185H217V187H221L222 189H224L225 190V193H226V195H224V197H229L230 195H232V197H233V199H235L237 202H239V203H243V201L244 200H246V193H249V189L248 188H243L244 186L243 185H248L247 183H248V181L249 180H253L254 181V179H258V180H262V178L264 177V155H261V154H258L256 151H258L257 149H256V146H255V152H254V150L251 148V150L249 151H242L241 149V142L242 141H240L239 140V138H237L234 142L232 141V140H234V138L232 137L231 138V133H230V137L228 136V137H226V138H228V140L229 141H232L233 143L231 144V149H229V152L234 156H231L230 154V156L229 157H227L226 156V153H223L222 154V156H221V154H220V152H217V153H214V152H212V150L211 149H209L208 150V153L206 154V156H205V154H202V153H205V152H199V149L201 148L198 144L195 146V143H197V141L199 140V139H201V138H204L205 136H203V135H201V132L202 131H198V129H199V127L197 126V124H196V122L193 120V118L194 117H196V118H199V117H201L202 118V115L203 114H207V115H210V114H212V113H214L213 112V110L215 111V113H216V111H217V108H218V106H216V104L215 103H217L216 101H217V99H219L217 96H216V91L217 90H220L221 88H222V85L223 84H221L222 83V81L220 80V79H218V76H219V74H220V72H217V70L215 71L214 69H213V67H211L210 65L212 64L211 63V60L210 61H208V63L210 62V64L209 65H207V64H205V60L204 59H202V62L203 63H201V64H203L202 66L199 64V63H197V64H195L196 62L195 61H197V62H199L200 61V59H199V61H198V59L197 58H193V59H190V65H188V67L187 66H185L184 64H182V63H178L177 65H175V63L173 64V65H171V66H165L164 67V64L166 63H164L163 64V62H162V60H161V58H160V55H159V51H154V52H152L151 53V55H150V57L148 58ZM208 60V59H207ZM213 60H215V58L213 59ZM238 60V58L236 59V61ZM240 60V59H239ZM238 60V61H239ZM262 60V59H261ZM2 61V60H1ZM20 61V62H21ZM56 61H58L57 59H56ZM111 61V60H110ZM141 61V60H140ZM146 61V60H145ZM167 61H169V60H167ZM256 61V60H255ZM2 62H4V61H2ZM6 62V61H5ZM42 62H44V61H42ZM84 62V60L83 61H81V62H79V64H84L83 63ZM92 60H89L88 61V63L87 64H92ZM95 60H94V65H95ZM175 62V61H174ZM212 62H214V61H212ZM223 62V61H222ZM221 62V63H222ZM47 63V62H46ZM132 63V62H131ZM172 63V62H171ZM225 63H227V62H225ZM238 63V62H237ZM236 63V64H237ZM256 63H257V61H256ZM255 63V64H256ZM58 63H52V65H57ZM128 64V63H127ZM140 64V63H139ZM181 64V65H180ZM186 64V63H185ZM195 64V65H194ZM220 64V63H219ZM236 64H234V65H236ZM260 64V63H259ZM43 65V64H42ZM67 64H64V66H66ZM74 65V64H73ZM213 65H215V64H213ZM218 65V64H217ZM229 65V64H228ZM243 65V64H242ZM252 65H254V64H252ZM40 66H41V63H40ZM93 68H96L95 66H93V65H91ZM133 66V65H132ZM131 66V67H132ZM239 66V65H238ZM261 66H263V65H261ZM42 67L43 66H41V70H42ZM82 67V66H81ZM124 67H125V65H124ZM232 67V66H231ZM236 67V66H235ZM243 67V66H242ZM245 67V66H244ZM69 68V69H70ZM216 68V67H215ZM229 68H230V65H229ZM234 68V67H233ZM232 68V69H233ZM237 68V67H236ZM245 68H247V67H245ZM251 68V67H250ZM48 69V68H47ZM74 69H76L77 71V73L76 72H74ZM131 69V68H130ZM132 69H135V68H132ZM131 69V70H132ZM217 69V68H216ZM67 70V69H66ZM71 70V69H70ZM69 70V71H70ZM90 70V69H89ZM237 70H239V69H237ZM240 70H241V68H240ZM43 71H45V70H43ZM113 71H116V73H115V75L117 76L118 74H120L119 76H117L118 77V79H116V78H114L112 75V78H110L111 76H110V74L111 73H113ZM133 71V70H132ZM219 71H222V70H220L219 69ZM233 71V70H232ZM243 71V70H242ZM247 71V70H246ZM126 72H127V74H129L130 73V71L129 70H126ZM235 72V71H234ZM233 72V73H234ZM249 72V71H248ZM247 72V73H248ZM43 73V72H42ZM46 73V72H45ZM170 73V75H167V74H169ZM223 73V72H222ZM238 73V72H237ZM236 73V74H237ZM252 73V72H251ZM47 74V73H46ZM89 74V73H88ZM87 74V75H88ZM224 74V73H223ZM223 74H221V75H223ZM230 74V73H229ZM240 74V73H239ZM246 74V73H245ZM90 75V74H89ZM93 75V74H92ZM152 75V76H151ZM220 75V77H222ZM253 75V74H252ZM12 76H13V78H12ZM17 76H19V77H17ZM33 76V75H32ZM46 76V75H45ZM47 76V77H48ZM91 76V75H90ZM89 76V77H90ZM169 76V77H168ZM226 76V75H225ZM224 76V77H225ZM245 76V75H244ZM250 76V75H249ZM254 76H255V74H254ZM88 77V76H87ZM151 77V78H150ZM40 78V77H39ZM76 78L78 79L77 80V82H76ZM83 78V77H82ZM162 78H165V82H164V85L162 86V88H160L159 89V96L156 98L155 97V94L157 93V89H156V87L158 86V85H160V82H161V80H162ZM234 78V77H233ZM232 78V79H233ZM256 78V77H255ZM254 78V79H255ZM89 79V78H88ZM116 79V80H115ZM145 79H147V80H149V82L148 81H146ZM168 79H169V81H168ZM115 80V81H114ZM138 80V81H137ZM140 80H143V83L140 81ZM145 80V81H144ZM259 81H257V80H254V82H255V87L253 88V89H255V90H253L254 91V94H253V92L251 91H249L252 95H254V97H256V101H255V98H254V101H255V103H254V105L253 106H257V108H260L261 107V110L262 109H264V88H263V86H264V84H263V79H258ZM261 80V81H260ZM141 82V90H139V92L137 91V85L139 84L138 82ZM221 81V82H220ZM224 81V80H223ZM252 81H253V78H252ZM13 82H15V83H13ZM138 83V84H137ZM167 83H168V85H167ZM226 83V82H225ZM249 83H251V82H249ZM228 84V83H227ZM226 84V85H227ZM234 84V83H233ZM90 85V86H89ZM108 85V86H107ZM142 85H143V87H142ZM147 85V86H146ZM248 85V84H247ZM167 86V87H166ZM170 86H171V89H170ZM179 86H182L183 88H184V92H185V96H182V97H179V99H178V104H179V106L181 105V107H185V108H182L181 109V112H182V117H179V116H177V117H173L174 116V114H177V113H181L180 112V110L179 109H171V107H173V105L175 104V92L177 93V91H176V88L178 87V89H179ZM242 86V85H241ZM76 89H75V88ZM230 88V87H229ZM236 88V87H235ZM243 88H244V86H243ZM249 88V87H248ZM226 89V88H225ZM26 90H32V92H29V91H26ZM48 90H50V92H47ZM168 90H171V92H170V94H168V97L167 98H162L161 97V95L163 94H167L168 93ZM222 90V89H221ZM220 90V91H221ZM226 90H228V89H226ZM229 90H231V89H229ZM228 90V91H229ZM249 90V89H248ZM37 92V93H36ZM124 92H126V95H125V93ZM230 92V91H229ZM242 92V91H241ZM8 93V92H7ZM36 93V94H35ZM38 93L39 94H41V95H47L48 93L50 94V96H51V94H53V96H51V98H46V99H44V97L42 98V99H37V100H39V101H36V103H33L34 105L31 107V108H29V103L30 102H32V100L30 99V98H33V96H39L38 95ZM179 93V92H178ZM177 93V94H178ZM230 93H232V92H230ZM65 94H68L67 96H64ZM222 94V93H221ZM237 94V93H236ZM248 94V93H247ZM170 95V96H169ZM220 95V94H219ZM240 95V94H239ZM62 96H64V97H62ZM166 96V95H165ZM179 96V95H178ZM247 96V95H246ZM39 97H41V96H39ZM62 97V98H61ZM106 97V98H105ZM164 97V96H163ZM177 97V96H176ZM221 97V96H220ZM224 97V96H223ZM233 96H231V98H232ZM252 97V96H251ZM112 98V97H111ZM114 99H115V94H114V97H113ZM118 98V97H117ZM155 98L157 99V101L155 100ZM180 98H181V100H180ZM190 98V99H189ZM61 99H63V100H61ZM119 99V98H118ZM122 99V98H121ZM5 100V99H4ZM31 100V101H30ZM60 100V101H59ZM90 100H92L93 102L92 103H90ZM222 100V99H221ZM225 100V99H224ZM238 100V101H237ZM237 100L235 101L236 103L238 102V103H240L241 102V100H240V97L238 96L237 97ZM1 102H3L2 100H0ZM125 101V100H124ZM187 102V103H184V102ZM252 101V100H251ZM23 102V106H25L24 108L22 107V103ZM34 102V101H33ZM72 102V101H71ZM122 102V101H121ZM131 102V101H130ZM231 102V101H230ZM96 103V104H95ZM112 103L114 104V102L112 101ZM117 103V102H116ZM129 103V102H128ZM135 103V102H134ZM133 103V104H134ZM220 103V102H219ZM243 103V102H242ZM249 103H251V102H249ZM7 104V103H6ZM71 104V103H70ZM73 104H74V102H73ZM122 104V103H121ZM138 104V103H137ZM210 104H215V106H212V108H210V107H208V105H210ZM231 104V103H230ZM230 104H229V106H227V109L225 108H223L224 110V112H225V114H227V112H228V110H230ZM234 104V103H233ZM115 105V104H114ZM124 105H126V103L124 104ZM139 105L141 106V103H139ZM221 105H223V104H221ZM244 105H245V103H244ZM54 106V105H53ZM57 106V105H56ZM71 106H73V105H71ZM84 106H86V105H84ZM135 106V105H134ZM140 106H138V107H140ZM28 107V108H27ZM51 107V106H50ZM12 108V109H11ZM29 109L28 111H27V114L26 115H21L22 113H17L16 114V112H17V110H22V109ZM57 108V107H56ZM88 108V107H87ZM119 108L121 109V107L119 106ZM126 109H127V107H125ZM163 108H165V109H163ZM174 108V107H173ZM236 108V107H235ZM240 108V107H239ZM247 108V107H246ZM251 108V107H250ZM253 108V107H252ZM257 108L255 109V111H254V116H257V112H256V110H257ZM124 108H122V110H123ZM151 109V108H150ZM242 109V108H241ZM68 110V109H67ZM89 110V109H88ZM128 110V109H127ZM126 110V111H127ZM134 110V109H133ZM136 110V109H135ZM157 110H159L158 108H157ZM232 110V109H231ZM22 111H26V110H22ZM98 111H100V109L98 110ZM107 111V110H106ZM109 111H111L110 112V115H113L114 114V110H113V108L112 107H110L109 108ZM130 111V110H129ZM128 111V112H129ZM132 111V110H131ZM219 111H220V113H221V109H220V106H219ZM242 111V110H241ZM246 111V110H245ZM4 112V111H3ZM56 112H58V111H56ZM157 112V111H156ZM186 112H188V116H187V113ZM243 112V111H242ZM256 112V113H255ZM6 113V112H5ZM118 113H120L121 114V110H120V112H118ZM137 113V112H136ZM149 113V112H148ZM195 114V115H193V116H190V114ZM245 113V112H244ZM259 113H261V112H259ZM264 113V112H263ZM8 114H10V112H8ZM35 114V115H34ZM69 114V113H68ZM119 114V115H120ZM123 114V113H122ZM124 114H125V111H124ZM155 114V113H154ZM222 114V113H221ZM242 114V113H241ZM246 114V113H245ZM244 114V115H245ZM56 115V114H55ZM93 115H94V113H93ZM116 115V114H115ZM126 115V114H125ZM124 115V118L125 119H128V115L127 116H125ZM184 115V116H183ZM247 115V114H246ZM260 115V114H259ZM58 116V115H57ZM204 116V115H203ZM213 116V115H212ZM235 116V115H234ZM233 116V117H234ZM84 117V116H83ZM82 116L81 117H79V118H76V122H80V120L83 118ZM98 117V116H97ZM102 117V116H101ZM116 117V116H115ZM127 117V118H126ZM136 117H137V115H136ZM153 117V116H152ZM151 117V118H152ZM245 117H247V116H245ZM18 118H20V119H18ZM65 118V117H64ZM85 118V117H84ZM148 118V117H147ZM251 118V117H250ZM75 119V118H74ZM112 119V118H111ZM149 119V118H148ZM185 119H187V127H185L184 126V120ZM200 119V118H199ZM217 119H219V116H217ZM235 119V118H234ZM33 120H35V121H33ZM49 120V119H48ZM54 120V119H53ZM63 120H65V121H68V122H70V121H72V120H67V119H63ZM100 120V119H99ZM104 120V119H103ZM109 120V119H108ZM107 120V121H108ZM123 120V119H122ZM153 120H156V123H154L153 124ZM214 120V119H213ZM58 122L60 121V120H57ZM87 121H89V123L91 124L90 126H92L93 125V123H94V121H92V119H87ZM98 121V120H97ZM96 121V122H97ZM101 121V120H100ZM111 121V120H110ZM118 121V120H117ZM131 121V120H130ZM221 121V120H220ZM225 121H227V123H231V122H229V121H232V120H226V119H224L223 120V123L225 122ZM252 121V120H251ZM254 121V120H253ZM264 121V120H263ZM116 122V121H115ZM125 122H127V120L126 121H123V123H125ZM132 122V121H131ZM242 122V121H241ZM39 123H40V120H39ZM62 123H59V124H53V127L55 128V129H57V131L59 132V134H61L62 136H63V139L65 138L66 140H68L69 142H72V143H76L77 144V146H84V145H87V144H90L91 142L94 144V140L92 139V137L91 136H89V129H87V127H83L82 125L81 126H77V129H73V127H71V125H64L63 127H62V125H61ZM69 124V123H68ZM128 124H131V123H128ZM201 124V123H200ZM242 124H244V123H242ZM98 125V124H97ZM123 125H126V124H123ZM36 126V125H35ZM88 126V125H87ZM120 126V125H119ZM219 126H221V125H219ZM226 126V125H225ZM225 126H223L222 125V127H225ZM231 126H233V125H231ZM244 126V125H243ZM260 126V125H259ZM52 127V128H53ZM102 127H103V125H102ZM121 127H123V126H121ZM205 127V126H204ZM207 127V126H206ZM261 127V126H260ZM42 128H44V127H42ZM47 128V127H46ZM103 128H105V127H103ZM108 128H110V127H108ZM125 128V127H124ZM148 128V129H147ZM193 129V131H190V129ZM208 128V127H207ZM217 128V127H216ZM234 128V127H233ZM243 128V127H242ZM100 129V128H99ZM153 129V130H152ZM227 129V128H226ZM225 129V130H226ZM262 129V128H261ZM11 130L12 131H14L13 132V136H11ZM18 130V131H17ZM54 130V129H53ZM52 130V131H53ZM102 130V129H101ZM100 130V131H101ZM233 130V129H232ZM245 130V129H244ZM251 130V129H250ZM253 130V129H252ZM257 130V129H256ZM260 130V129H259ZM37 131V130H36ZM47 131V130H46ZM45 131V132H46ZM113 131H115L114 129H113ZM117 131V130H116ZM223 131V130H222ZM228 131V130H227ZM258 131V130H257ZM10 132V133H9ZM39 132V131H38ZM44 132V133H45ZM105 132V131H104ZM103 132V133H104ZM209 132V131H208ZM224 132V131H223ZM238 132V131H237ZM247 132V131H246ZM262 132V131H261ZM18 133V135H20L21 136V138L19 137H17L16 136V134ZM49 133V132H48ZM51 133V132H50ZM53 133V132H52ZM102 133V132H101ZM218 133V132H217ZM248 133V132H247ZM252 133V132H251ZM55 134V133H54ZM146 134H148V136L146 137L145 135ZM205 134V133H204ZM219 134H221V133H219ZM218 134V135H219ZM223 134V133H222ZM243 134H245L244 132H243ZM252 134H254V133H252ZM120 135V134H119ZM200 135V136H199ZM208 135V134H207ZM224 135H225V133H224ZM224 135H223V139H224ZM226 135H228L227 134V132H226ZM233 135V134H232ZM247 135V134H246ZM245 135V136H246ZM255 135V134H254ZM14 136H16V137H14ZM23 136V137H22ZM59 136V135H58ZM116 136V137H115ZM145 136V139L142 141V137H144ZM216 136V135H215ZM219 136H221V135H219ZM241 136V135H240ZM248 136V135H247ZM57 137V136H56ZM118 137V138H117ZM200 137V138H199ZM216 137H218V136H216ZM238 137H239V134H238ZM242 137V136H241ZM252 137V136H251ZM53 138V137H52ZM62 138V137H61ZM139 138V141L137 140ZM172 138H173V141H172ZM209 138V137H208ZM222 138V137H221ZM250 138V137H249ZM257 138V137H256ZM261 138V137H260ZM259 138V139H260ZM23 139V140H22ZM169 139H171V141H169ZM220 139V138H219ZM246 139V138H245ZM262 139V138H261ZM264 139V138H263ZM1 140V139H0ZM150 140V143H148V141ZM22 141V142H21ZM63 141V140H62ZM217 141V140H216ZM220 141V140H219ZM260 141V140H259ZM262 141H264V140H262ZM55 142V141H54ZM125 142V143H124ZM174 142H176V143H174ZM199 142V141H198ZM207 142V141H206ZM218 142V141H217ZM59 143V142H58ZM65 143V142H64ZM115 143H113V145L115 144ZM122 143H124V147H122L121 146V144ZM208 144H209V142H207ZM215 143V142H214ZM229 143V142H228ZM243 143V142H242ZM262 143V142H261ZM44 144V143H43ZM146 144H148V146L145 148V146H146ZM177 144H180L179 146H177ZM216 144V143H215ZM218 144V143H217ZM222 144V143H221ZM221 144H220V146H221ZM245 144H246V142H245ZM202 145H205V143H203ZM41 146V145H40ZM46 146V145H45ZM45 146H44V148H45ZM188 146H191L190 148H188ZM213 146V145H212ZM243 146V145H242ZM258 146V145H257ZM62 147V146H61ZM104 147V148H103ZM119 147V146H118ZM216 147V146H215ZM214 147V148H215ZM225 147V146H224ZM249 147V146H248ZM49 148H51V146L49 147ZM62 148H64V147H62ZM70 148V147H69ZM78 148V147H77ZM93 148V147H92ZM139 148L141 149V151H139ZM218 149H219V147H217ZM39 149V148H38ZM37 149V150H38ZM46 149V148H45ZM57 149V148H56ZM109 149H111L112 150V148H111V146H109V148H108V150ZM217 149V150H218ZM224 149V148H223ZM245 149H246V147H245ZM259 149V148H258ZM54 150V149H53ZM71 149H69V151H70ZM75 150V149H74ZM77 150H79V149H77ZM247 150V149H246ZM41 151V150H40ZM44 151H46V150H44ZM43 151V152H44ZM48 151V150H47ZM51 151V150H50ZM72 151V150H71ZM83 151V150H82ZM93 151V150H92ZM207 151V150H206ZM209 151H211V152H209ZM221 151V150H220ZM78 152V151H77ZM107 152V151H106ZM138 152H140L139 154H141V155H144V154H146V157L147 158H142V156L140 157V156H138L137 157V154H138ZM243 152H244V155H243ZM47 153H52V152H44V153H42V155L43 154H47ZM70 153V152H69ZM112 153V152H111ZM117 153V152H116ZM137 153V154H136ZM78 154H80V153H78ZM105 153H103L101 156H103ZM262 154H264L263 153V151H262ZM48 155V154H47ZM57 157L59 156H62L60 153H56L55 154ZM73 155H75V154H73ZM77 155V154H76ZM88 155V154H87ZM27 156V155H26ZM30 156V155H29ZM86 156V155H85ZM89 156V155H88ZM105 156V155H104ZM145 156V155H144ZM193 156H194V154H193ZM16 157H18V156H16ZM38 157V156H37ZM52 157V156H51ZM55 157V156H54ZM58 157V158H59ZM63 157L65 158V156L63 155ZM73 157V156H72ZM122 157V156H121ZM261 157V159L259 160V158ZM27 158V157H26ZM61 158V157H60ZM97 158V157H96ZM104 159V161H108L109 160V158L110 157H107V156H105V157H103ZM44 159V158H43ZM67 159V158H66ZM71 159V158H70ZM93 159H95V158H93ZM101 159V158H100ZM99 159V160H100ZM23 160V159H22ZM69 160V159H68ZM78 160V159H77ZM89 160V159H88ZM96 160V159H95ZM103 160H101V161H103ZM121 160V159H120ZM119 160V161H120ZM181 160V159H180ZM246 160V162H244ZM70 161V160H69ZM111 161H113V163H116L114 160H111ZM110 161V162H111ZM188 161V160H187ZM189 161H190V159H189ZM57 162V161H56ZM59 162H60V160H59ZM58 162V163H59ZM68 162V161H67ZM94 162V161H93ZM110 162H108L109 164H110ZM191 162V161H190ZM54 163V162H53ZM83 163H85V160H81V161H79V162H77V163H75L77 166H79V167H83L85 164H83ZM107 163V162H106ZM199 163V162H198ZM60 164V163H59ZM58 164V165H59ZM66 164V166H68L69 168H73V170H76L75 169V167H76V165H74V163L73 164H71V165H73L74 167H72L70 164H68V163H65ZM183 164H185V163H183ZM191 164H192V162H191ZM201 164V163H200ZM102 165V164H101ZM140 165H141V167H140ZM154 165V166H153ZM5 167L4 169H3V167ZM151 167V168H152ZM28 168V167H27ZM66 168V167H65ZM110 168H111V165H110ZM121 168V167H120ZM154 168H153V170H154ZM190 168H191V166H190ZM87 169H88V167H87ZM119 169V168H118ZM24 170V169H23ZM41 170V169H40ZM92 170V169H91ZM101 170V169H100ZM106 170V169H105ZM109 170V169H108ZM131 170V171H130ZM152 170V169H151ZM152 170V171H153ZM184 170V169H183ZM21 171V170H20ZM188 171V170H187ZM56 172V171H55ZM73 172V171H72ZM108 172V171H107ZM114 172V171H113ZM117 172V171H116ZM162 172V173H161ZM191 172V171H190ZM240 172H241V174H240ZM34 173V172H33ZM78 173H79V171H78ZM78 173H77V175H78ZM115 173V172H114ZM157 173H161V175L159 176V177H156L155 178V174H157ZM189 173V172H188ZM143 174V173H142ZM171 174H172V172H171ZM181 174V171L180 170H177V171H175L174 172V175L173 176H171V178H169L168 180H166V181H169V182H175L176 181V183H179V182H181L182 180H183V178H184V181L186 182V181H189V178L190 177H187V176H184L183 177V175H180ZM240 174V175H239ZM129 175V174H128ZM131 175V174H130ZM134 175V174H133ZM144 175V174H143ZM169 175V176H168ZM194 175H202L203 176V173H201L200 171H198V170H195L194 171ZM17 176V175H16ZM13 177V178H17V177ZM18 176H19V174H18ZM31 176H33V175H31ZM37 176V175H36ZM94 176V175H93ZM141 176V175H140ZM153 176H154V178H153ZM189 176H192V173H189ZM21 177V176H20ZM19 177V178H20ZM30 177V176H29ZM39 177V176H38ZM42 177V176H41ZM40 177V178H41ZM100 177V176H99ZM119 177V176H118ZM196 177V176H195ZM19 178H17L18 180H20ZM24 178V177H23ZM36 178V177H35ZM66 178V177H65ZM64 178V179H65ZM70 178V177H69ZM93 178V177H92ZM202 178V180H199V179H201ZM203 178H205V179H203ZM29 179V178H28ZM58 179V178H57ZM60 179V178H59ZM67 179V178H66ZM114 179H116V178H114ZM125 179V178H124ZM196 179V178H195ZM196 179V180H197ZM31 180V179H30ZM83 180V179H82ZM96 180V179H95ZM111 180V179H110ZM109 180V181H110ZM120 180H121V178H120ZM264 180V179H263ZM262 180V181H263ZM55 181V180H54ZM53 181V182H54ZM68 181V180H67ZM100 181V180H99ZM98 181V182H99ZM102 181H103V179H102ZM113 181V180H112ZM122 181V180H121ZM194 181V180H193ZM18 182V181H17ZM26 181L24 180V183H25ZM47 182V181H46ZM58 182V181H57ZM63 182V181H62ZM65 182V181H64ZM80 182V181H79ZM83 182V181H82ZM104 182H105V180H104ZM108 182V181H107ZM116 182V181H115ZM124 182V181H123ZM126 182V181H125ZM250 182V181H249ZM264 182V181H263ZM71 183V182H70ZM94 183V182H93ZM122 183V182H121ZM157 183V182H156ZM182 183V182H181ZM180 183V184H181ZM20 184H21V182H18L17 183V186H16V190L18 189V187L20 186ZM23 184V183H22ZM55 184V183H54ZM87 184V183H86ZM85 184V185H86ZM116 184L118 185V183L116 182ZM128 184V183H127ZM133 184V183H132ZM215 184V183H214ZM83 185V184H82ZM85 185H83V186H85ZM154 185V184H153ZM152 185V186H153ZM167 185V184H166ZM184 185V184H183ZM252 185V184H251ZM254 185V184H253ZM61 186V185H60ZM77 186H79V185H77ZM76 186V187H77ZM99 186H101L100 184H99ZM104 186V185H103ZM110 186V185H109ZM116 186V185H115ZM162 186V185H161ZM176 186V185H175ZM185 186V185H184ZM67 187H69L68 185H67ZM80 187V186H79ZM93 187V186H92ZM119 187V186H118ZM123 187H125V185L123 186ZM167 187V186H166ZM177 187V186H176ZM194 187V186H193ZM227 187V188H226ZM56 188V187H55ZM58 188V187H57ZM63 188H65V187H63ZM62 188V189H63ZM83 188V187H82ZM113 188V187H112ZM120 188V187H119ZM137 188V189H138ZM186 188V187H185ZM261 188V187H260ZM25 189V188H24ZM42 189V188H41ZM59 189V188H58ZM80 189H81V187H80ZM79 189V190H80ZM158 189V188H157ZM176 189H179V187H177ZM192 189V188H191ZM205 189V188H204ZM240 189V190H239ZM264 189V188H263ZM38 190V189H37ZM56 190V189H55ZM64 190V189H63ZM76 190H77V188H76ZM75 190V191H76ZM87 190V189H86ZM99 190V189H98ZM125 190V189H124ZM128 191H129V189H127ZM162 190V189H161ZM164 190V189H163ZM168 190V189H167ZM170 190V189H169ZM182 190V189H181ZM180 190V191H181ZM202 190V189H201ZM217 190H218V192L220 193V194H222L221 192H223V191H221L219 188H217ZM227 190V191H226ZM40 191V190H39ZM46 191H48L47 189H46ZM58 191V190H57ZM74 191V190H73ZM97 191V190H96ZM102 191V190H101ZM105 191V190H104ZM159 191V190H158ZM158 191H157V193H158ZM193 191V190H192ZM221 191V192H220ZM23 192V191H22ZM41 192V191H40ZM54 192V191H53ZM86 192H90V191H86ZM99 192V191H98ZM156 192V191H155ZM68 193V192H67ZM112 193V192H111ZM128 193H130V191L128 192ZM178 193V192H177ZM175 194L174 193V195H172V196H168L167 194H162V196L164 197V198H173V199H175V200H177L178 198H179V194ZM181 193L182 194H188L189 192H188V190L186 189H183L182 191H181ZM192 193H195L194 195H192L190 198H189V200H188V202L186 203H184V204H188V206H189V208H191V210L192 209H196V210H200V208H202L201 207V202H198V201H200L201 199H202V197H201V193L199 192V191H197V192H192ZM250 193H252L251 191H250ZM39 194V193H38ZM42 194V193H41ZM47 194V193H46ZM50 194V193H49ZM77 194H78V192H77ZM88 194V193H87ZM97 194H99V193H97ZM113 194V193H112ZM122 194H123V192H122ZM125 194V193H124ZM123 194V195H124ZM132 194H133V192H132ZM161 194V193H160ZM58 195H60V194H58ZM96 195V194H95ZM108 195V194H107ZM131 195V194H130ZM250 195V194H249ZM46 196V195H45ZM53 196V195H52ZM73 196V195H72ZM78 196V195H77ZM80 196H81V193H80ZM80 196H78L79 198H76V196H75V204L77 203V201L78 200H80ZM88 196V195H87ZM97 196V195H96ZM136 196V195H135ZM160 196V195H159ZM184 196V195H183ZM46 197H48V196H46ZM54 197H56V196H54ZM60 197V196H59ZM84 197V196H83ZM90 197V196H89ZM92 197H93V195H92ZM99 197V196H98ZM109 197H110V195H109ZM125 197V196H124ZM187 197V196H186ZM263 198H264V194H263V196H262ZM72 198L73 197H71V198H69L70 199V201H72ZM94 198V197H93ZM96 198V197H95ZM106 198V197H105ZM128 198H129V195H128ZM138 198V197H137ZM143 198V197H142ZM162 198V197H161ZM97 199V198H96ZM98 199H101V198H98ZM125 199H127V198H125ZM159 199H160V197H159ZM169 199V200H170ZM67 200V199H66ZM104 200V199H103ZM113 200H115V197L114 198H112V201ZM128 200V199H127ZM155 200H156V198H155ZM56 201V200H55ZM93 201V200H92ZM97 201V200H96ZM100 201V200H99ZM117 201V200H116ZM253 199L251 200L250 199V201H249V203L251 202V204L253 203ZM63 202V201H62ZM80 202V201H79ZM98 202V201H97ZM106 202V201H105ZM109 202V201H108ZM115 202V201H114ZM113 202V203H114ZM138 202V201H137ZM136 202V203H137ZM164 202V201H163ZM174 202H176V201H174ZM262 202V201H261ZM82 203V202H81ZM94 203V202H93ZM112 203V204H113ZM116 203V202H115ZM131 203V202H130ZM171 203V202H170ZM181 203H182V201H181ZM246 203V202H245ZM67 204V203H66ZM108 204H110V202L108 203ZM120 204V203H119ZM156 204H157V202H156ZM175 204V203H174ZM205 204H207V203H205ZM210 204V203H209ZM248 203H246V205H247ZM105 205V204H104ZM116 205H117V203H116ZM173 205V204H172ZM178 205H179V203H178ZM183 205V204H182ZM181 205V206H182ZM200 205V206H199ZM129 206H130V204H129ZM134 207H135V205H133ZM80 207H81V204H80ZM120 207V206H119ZM123 207H126V206H123ZM132 207V206H131ZM174 207V206H173ZM116 208V207H115ZM118 208V207H117ZM122 208V207H121ZM170 208V207H169ZM168 208V209H169ZM187 208V207H186ZM204 208V207H203ZM263 208H264V202H262V206H261V212L264 214V210H263ZM84 209V208H83ZM103 209V208H102ZM125 209V208H124ZM161 209V208H160ZM208 209V208H207ZM88 210V209H87ZM128 210V209H127ZM126 210V211H127ZM130 210V209H129ZM135 210H137V209H135ZM157 210V209H156ZM164 210H166V208L164 209ZM193 210V211H194ZM195 210V211H196ZM201 210H203V209H201ZM212 210V209H211ZM228 210V209H227ZM120 211V210H119ZM119 211H118V213H119ZM125 211V210H124ZM124 211H123V213H124ZM140 211H141V209H140ZM143 211V210H142ZM167 211V210H166ZM194 211V212H195ZM198 211H196V212H198ZM249 211V210H248ZM81 212V211H80ZM88 212V211H87ZM86 212V213H87ZM130 212H131V210H130ZM132 212H134V211H132ZM131 212V213H132ZM144 212V211H143ZM152 212V211H151ZM228 212V211H227ZM113 213V212H112ZM126 213V212H125ZM124 213V214H125ZM137 213V212H136ZM140 213V212H139ZM145 213V212H144ZM198 213H200V212H198ZM249 213H250V211H249ZM82 214V213H81ZM135 214V213H134ZM141 214V213H140ZM140 214H139V216H140ZM165 214H170L171 215V213H166L165 212ZM200 214H202V213H200ZM199 214V215H200ZM79 215H80V213H79ZM102 215H103V213H102ZM115 215V214H114ZM130 215H133V214H130ZM137 215V214H136ZM146 215V214H145ZM155 215V214H154ZM170 215H167L168 217L170 216ZM231 215V214H230ZM256 215V214H255ZM92 216V215H91ZM123 216V215H122ZM172 216V215H171ZM76 217V216H75ZM106 217V216H105ZM115 217H118V220H119V218L121 217V216H115ZM138 217V216H137ZM136 217V218H137ZM151 217V216H150ZM154 217V216H153ZM165 217V216H164ZM167 217V218H168ZM174 217V216H173ZM172 217V218H173ZM80 218H81V216H80ZM100 218H101V216H100ZM100 218H99V220H100ZM126 218V217H125ZM170 218V217H169ZM171 218V219H172ZM236 218H238V217H236ZM84 219H86V217L84 218ZM88 219H89V217H88ZM116 219V218H115ZM121 219V218H120ZM131 219V218H130ZM151 219V218H150ZM102 220H103V218H102ZM117 220V221H118ZM132 220V219H131ZM135 220V219H134ZM151 220H153V218L151 219ZM150 220V221H151ZM156 220V219H155ZM165 220H167V219H165ZM169 220V219H168ZM167 220V221H168ZM81 221V220H80ZM133 221V220H132ZM131 221V222H132ZM139 221V220H138ZM159 221V220H158ZM167 221H165V222H167ZM171 221V220H170ZM77 222H78V220H77ZM103 222V221H102ZM122 222V221H121ZM156 222H157V220H156ZM160 222H161V220H160ZM88 223V222H87ZM116 223V222H115ZM118 223H120V222H118ZM125 223V222H124ZM133 223V222H132ZM136 223H137V220H136ZM150 223V222H149ZM167 223H170V222H167ZM80 224H81V222H80ZM122 224V223H121ZM138 224V223H137ZM142 224V223H141ZM144 224V223H143ZM159 224V223H158ZM161 224V223H160ZM193 224V223H192ZM107 225V224H106ZM119 225V224H118ZM126 224H124V226H125ZM135 225V224H134ZM146 224H144V225H142V226H145ZM156 225V224H155ZM165 225V224H164ZM171 225V224H170ZM97 226V225H96ZM131 226V225H130ZM135 226H137V225H135ZM140 226V225H139ZM141 226V227H142ZM168 226V225H167ZM201 226H203V225H201ZM113 227H115V226H113ZM134 227V226H133ZM131 227V232H129V234H128V236L127 237H124V238H120V240L118 239V243H122V245H124L125 246V244H126V246H128L129 245V243L128 242H132V246H134V244H136L135 246H136V248L135 249H132L131 248V251H133L134 252V250H137V253H138V256L137 255H135V256H132V255H128V254H124L123 255V252L121 253V252H118V253H121V254H118V255H115V256H110V253H109V257H111V258H109V260H105V261H103V260H101V261H99L98 262V264H159V263H161V261L158 259V257H157V253L159 252L160 253V245L158 244V241H160L159 239H160V235L156 232V231H158L159 232V229H156L155 230V233H156V237H157V239H156V241H155V243H153L152 242V240H153V237L149 240L148 239V242L147 243H149V244H147V246H148V249H143V246H144V244H142L141 243V239H139V237L140 238H142V233H141V230H140V228H138V227ZM94 228V227H93ZM115 228H118V227H115ZM143 228V227H142ZM186 228H187V226H186ZM81 229V228H80ZM123 229V228H122ZM196 229V228H195ZM88 230V229H87ZM126 230V229H125ZM148 230V229H147ZM164 230V229H163ZM170 230H173V235H168V234H165L166 232H164L162 235H161V237H164V239H165V241L167 242V244H168V246L169 245H171V246H176V248H175V251L173 252V254L175 253V252H179L181 249H182V247L183 246H188V245H190V244H188L187 242H189V237H190V235L191 234H189V236H185L181 231H178L176 234H175V230H174V228L172 229H170ZM226 230V229H225ZM77 231V230H76ZM130 231V230H129ZM152 231H153V226L151 227V229H150V233H151V235H152ZM197 231V230H196ZM219 231H222V230H219L218 229V231H213V230H211V233L209 234L210 236H211V234H215L216 235V237H218V232ZM85 232H86V230H85ZM114 232V231H113ZM127 232H128V230H127ZM78 233V232H77ZM160 233V232H159ZM223 233H226V232H223ZM79 234V233H78ZM116 235V234H115ZM120 235H122V234H120ZM151 235H149V237L151 236ZM226 235V237H227V233L225 234ZM83 236V235H82ZM110 236V235H109ZM135 236V237H134ZM45 237H46V235H45ZM146 237V236H145ZM155 237V238H156ZM182 238V240H179L178 238ZM15 238V237H14ZM86 238V237H85ZM117 238V237H116ZM115 238V239H116ZM16 239H18V238H16ZM46 239H48V238H46ZM56 239V238H55ZM162 239V238H161ZM191 239V238H190ZM8 240H10V239H8ZM12 240V239H11ZM58 240V239H57ZM143 240V239H142ZM145 240H146V238H145ZM193 240V239H192ZM217 240L218 241H220L221 239H218L217 238ZM13 241V240H12ZM47 241V240H46ZM147 241V240H146ZM191 241V240H190ZM7 242H9V241H7ZM18 242H20V241H18ZM163 242V241H162ZM203 242V241H202ZM22 243H23V241H22ZM22 243H20V245L22 244ZM77 243H79L78 241H77ZM83 243V242H82ZM165 243V242H164ZM192 243V242H191ZM16 246V245H15ZM76 246V245H75ZM132 246H130V247H132ZM166 246V245H165ZM47 247V246H46ZM69 247V246H68ZM120 247V246H119ZM22 248V247H21ZM79 248V247H78ZM86 248V247H85ZM36 249V248H35ZM127 249H129V248H127ZM171 249V248H170ZM173 249V248H172ZM90 250V249H89ZM115 250V249H114ZM113 250V251H114ZM130 250V249H129ZM91 251V250H90ZM94 251V250H93ZM121 251H123L122 249H121ZM146 251V252H145ZM168 251V250H167ZM145 252V253H144ZM163 252H165L164 250H163ZM25 253H26V251H25ZM36 253H37V251H36ZM44 253V252H43ZM55 253H58L59 254V250L57 249L56 251H55ZM61 253V252H60ZM105 253V252H104ZM107 253H108V251H107ZM113 253V252H112ZM125 253V252H124ZM162 254V253H161ZM167 254V253H166ZM31 255V254H30ZM148 255L150 256V257H148ZM8 256H11L10 254H7V253H1V257L4 259V258H7ZM49 256V255H48ZM0 257V258H1ZM81 257V256H80ZM108 257V256H107ZM127 257H130V258H127ZM100 258V257H99ZM173 258V257H172ZM37 259V258H36ZM35 259V260H36ZM41 259H42V257H41ZM49 259V258H48ZM163 259V258H162ZM175 260V259H174ZM10 261H12V260H10V259H8V262H10ZM18 261H19V264H30L33 260L31 259H28L26 256H21V257H18ZM49 261V260H48ZM51 261V260H50ZM46 263V262H45Z\"/></svg>", "mask_w": 264, "mask_h": 264}]
</instances>
